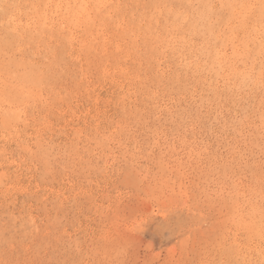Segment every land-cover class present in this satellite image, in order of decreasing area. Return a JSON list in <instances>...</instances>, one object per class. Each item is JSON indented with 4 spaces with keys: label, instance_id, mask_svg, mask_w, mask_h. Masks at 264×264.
<instances>
[{
    "label": "rangeland",
    "instance_id": "374dc122",
    "mask_svg": "<svg viewBox=\"0 0 264 264\" xmlns=\"http://www.w3.org/2000/svg\"><path fill=\"white\" fill-rule=\"evenodd\" d=\"M0 264H264V0H0Z\"/></svg>",
    "mask_w": 264,
    "mask_h": 264
},
{
    "label": "bare ground",
    "instance_id": "6f19581e",
    "mask_svg": "<svg viewBox=\"0 0 264 264\" xmlns=\"http://www.w3.org/2000/svg\"><path fill=\"white\" fill-rule=\"evenodd\" d=\"M33 90V89H32Z\"/></svg>",
    "mask_w": 264,
    "mask_h": 264
}]
</instances>
